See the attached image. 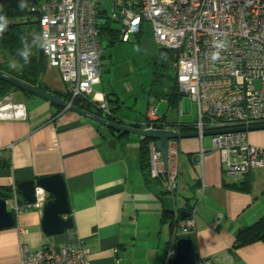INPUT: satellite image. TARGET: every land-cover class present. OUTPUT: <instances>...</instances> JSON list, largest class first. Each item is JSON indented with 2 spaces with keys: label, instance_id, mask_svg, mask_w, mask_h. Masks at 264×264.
Segmentation results:
<instances>
[{
  "label": "crops",
  "instance_id": "crops-1",
  "mask_svg": "<svg viewBox=\"0 0 264 264\" xmlns=\"http://www.w3.org/2000/svg\"><path fill=\"white\" fill-rule=\"evenodd\" d=\"M101 9L104 23L109 13L105 6ZM111 29L119 30L120 24L111 20L100 30V82L78 101L97 114L95 104L107 100L122 123L142 124L147 111L142 115L136 107L141 88L137 92L130 86V76L117 74L119 63L113 51L104 55L108 48L121 47L119 31ZM52 69L61 81L58 70L47 63L39 81L61 97L65 90L45 76ZM162 89L148 91L151 104L152 98L163 103L160 113L156 106L157 122L181 132L195 131L196 120L184 119L180 95ZM15 90L0 103V194H10L8 200L16 193L22 202L19 181L61 174L70 207L62 217L71 216L72 226L45 234L44 204L14 215V225L0 229V264H20L22 247L34 251L76 240L83 242L91 264H165L167 249L175 250L180 237L192 239L197 264H264V242L234 247L240 231L264 216V169L232 178L225 173L220 153L212 149L210 136L173 139L170 146L177 152L172 159L178 173L173 201L157 180H145L140 136L111 131L20 88ZM247 137L251 144L264 147V129L247 132ZM169 206L172 217L164 214ZM181 210L194 216V230L188 235L180 233Z\"/></svg>",
  "mask_w": 264,
  "mask_h": 264
},
{
  "label": "built area",
  "instance_id": "built-area-1",
  "mask_svg": "<svg viewBox=\"0 0 264 264\" xmlns=\"http://www.w3.org/2000/svg\"><path fill=\"white\" fill-rule=\"evenodd\" d=\"M38 13L41 47L48 67L56 68L73 104L85 98L100 82L102 23L99 0H42L31 8ZM120 24L119 42L150 26L155 42L173 53L176 93L187 95L197 106L195 131L264 124V0H121L108 15ZM224 43V48L216 45ZM219 57L212 59L213 53ZM258 84V85H256ZM99 116L117 120L107 100L96 103ZM181 107V102L179 103ZM157 108L149 104L142 128H157ZM167 128V127H164ZM221 155L225 173L237 178L251 169H264V147L248 141L246 131L209 135ZM150 177L157 178L174 201L177 168L169 147V166L164 170L154 142L149 143ZM35 201L20 202L16 193L7 200L18 215L40 208L46 191L35 188ZM176 215L179 208L173 207ZM180 233L194 230V216L180 221ZM24 246V245H21ZM175 254L167 249L164 263ZM20 264H91L81 240L64 245H45L31 251L22 247Z\"/></svg>",
  "mask_w": 264,
  "mask_h": 264
},
{
  "label": "water",
  "instance_id": "water-1",
  "mask_svg": "<svg viewBox=\"0 0 264 264\" xmlns=\"http://www.w3.org/2000/svg\"><path fill=\"white\" fill-rule=\"evenodd\" d=\"M0 79L4 80L15 87H18L30 94L38 96L57 106L75 112L89 120L97 122L114 131L135 134L141 138H149L154 140L155 149L160 153L161 167L166 170L169 164V147L170 141L173 139L186 137H205L216 133L230 131H254L264 129V124H256L249 126H238L214 130H204L201 134L198 131L181 132L172 128H142L129 124H123L105 119L93 112L87 111L76 106L63 98L53 94L52 92L42 89L36 85L30 84L18 77L7 73L0 69ZM41 187L49 193V198L43 205V216L41 219L42 229L47 235L63 232L66 228L72 226L71 216L62 217L64 214L70 213L67 190L63 176L61 174H51L40 176L37 179H29L19 181L17 188L20 192L21 200L24 203L35 201V188ZM188 216L185 210L180 211L181 219ZM15 223V217L8 208L6 198L0 196V229L12 227ZM170 264H197L195 250L192 239L188 237H180L175 242V255Z\"/></svg>",
  "mask_w": 264,
  "mask_h": 264
},
{
  "label": "trees",
  "instance_id": "trees-1",
  "mask_svg": "<svg viewBox=\"0 0 264 264\" xmlns=\"http://www.w3.org/2000/svg\"><path fill=\"white\" fill-rule=\"evenodd\" d=\"M42 0H23L24 3L28 5L27 8L24 10H21L19 8V4L21 3V0H0V15H4L8 19V25L6 30L3 32L2 35H0V49L5 51L7 54L11 55L15 60H17L23 67L17 71H15L13 68L5 66L4 62L0 61V69L10 73L19 79L26 81L30 84L36 85L42 89H46L43 84L40 83L39 79L46 68V60L44 55L42 54L41 47L39 46H33L32 52L29 57V62L24 63L23 59L18 55V52L23 48V44L21 41V37H26L28 41L31 43L34 36L39 35L40 36V30H39V24H38V13L35 11H32L31 8L41 2ZM102 16V15H101ZM107 21L104 23H101L100 30L104 29L108 23L112 19H110L109 16L106 17ZM109 20V21H108ZM113 21V20H112ZM116 22V21H113ZM99 30V34H100ZM114 31H119L118 29H111ZM141 32V31H140ZM158 60L155 66L152 68V74H153V84L155 83H162L163 79L167 76V71L172 68V61H173V53L170 49L164 48V47H158ZM159 67H161V71L159 70ZM162 70L164 73H162ZM168 78V76H167ZM174 83L175 85L173 87H170V94L175 95L176 93V75H174ZM8 88L11 89H19L18 87H15L14 85L1 80L0 79V97H3L5 95V92ZM63 99H70V96L64 92L62 94ZM61 96V97H62ZM78 99L75 98L73 100V104H77V106H80L82 108H85L84 104H81ZM113 112V110L111 109ZM99 113H97L98 115ZM109 120L122 123L120 120H116L112 117H108ZM126 124V123H123ZM132 126L140 127V124H131ZM154 126L157 128H164L160 123L154 121ZM194 126V125H193ZM194 130L195 128L192 127ZM111 131H114L110 129ZM154 142L153 139L149 138H141L140 143V166L143 171V175L146 181H150L151 179L157 180L160 184V180L157 178L150 177V150H149V143ZM163 188V187H162ZM164 190V189H163ZM163 194L167 195V198L170 199L167 191H163ZM0 196L4 198H8L10 194H0ZM164 214L165 216L172 217V208L169 206L168 208H164ZM254 241H262L264 242V216H261L255 223L252 225L242 229L238 235L236 246L239 247L240 245L247 244Z\"/></svg>",
  "mask_w": 264,
  "mask_h": 264
},
{
  "label": "rangeland",
  "instance_id": "rangeland-1",
  "mask_svg": "<svg viewBox=\"0 0 264 264\" xmlns=\"http://www.w3.org/2000/svg\"><path fill=\"white\" fill-rule=\"evenodd\" d=\"M115 1L121 0H99L101 6H105L108 13L111 12L113 8V4ZM116 27H118L117 23H114ZM120 48H108L106 49L104 55L107 56L110 51L114 53V59L119 63V66H116L115 70L118 75H125L131 77L130 86L137 90L141 88L140 96L138 97L137 109L142 112L144 115L147 111L148 105L150 104V95L148 93L151 87H154L155 91H159L160 89H166L173 87L174 83V75L175 70L171 68L167 71V76L163 79L162 83L152 84L153 74L152 68L157 67L159 65H155L158 60V47L159 45L155 42L154 37L151 33L150 26L148 24H144L141 32L130 34L129 39L127 41L120 42ZM109 59V57H107ZM0 61L4 62L5 66L10 67V63L12 61H16L18 65H21L17 60H15L11 55L7 54L5 51L0 49ZM106 61V60H105ZM155 62V63H154ZM21 69V67H17L14 69L15 71ZM161 71V67H159ZM162 73L163 70H162ZM105 74H103L104 76ZM46 78H51L54 86L65 90L64 84L59 80L57 73L52 69L48 70L45 74ZM49 76V77H48ZM173 85V86H172ZM258 85V84H256ZM174 88V87H173ZM162 89V90H163ZM14 90V91H13ZM11 91L15 92V89L8 88L3 97H0V103L3 98L7 96ZM152 95V94H151ZM182 104H183V112L185 120H197V106L196 103L193 102L187 95H180ZM154 99V106H158V113L162 111V101L158 98ZM40 100V99H38ZM148 101V102H147ZM133 104V102L131 101ZM159 103V105H157ZM162 103V105L160 104ZM2 105L0 104V107ZM135 135V134H133Z\"/></svg>",
  "mask_w": 264,
  "mask_h": 264
},
{
  "label": "clouds",
  "instance_id": "clouds-1",
  "mask_svg": "<svg viewBox=\"0 0 264 264\" xmlns=\"http://www.w3.org/2000/svg\"><path fill=\"white\" fill-rule=\"evenodd\" d=\"M27 7L28 5L24 3L23 0H21V3L19 4V8L21 10H24ZM7 25H8L7 17L4 15H0V35H2L3 32L6 30ZM21 41L23 44V48L18 52V55L23 59L25 64L29 62V57L32 52V47L33 46L44 47L46 43V40L42 41L39 35L34 36L31 43L28 41L26 37H21ZM225 46L226 45L224 43H218L216 45L218 49L224 48ZM218 57H219V52L213 53V56H212L213 60L217 59ZM9 66L13 69H16L17 67H21V68L23 67V65H18L16 61H12Z\"/></svg>",
  "mask_w": 264,
  "mask_h": 264
}]
</instances>
